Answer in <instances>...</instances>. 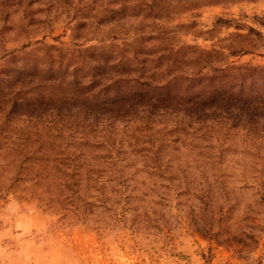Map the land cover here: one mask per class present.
<instances>
[{
  "label": "rangeland",
  "instance_id": "374dc122",
  "mask_svg": "<svg viewBox=\"0 0 264 264\" xmlns=\"http://www.w3.org/2000/svg\"><path fill=\"white\" fill-rule=\"evenodd\" d=\"M91 68L168 81L161 94L169 98L205 90L208 99L234 82L233 94L242 87L263 114L254 102L264 87V0H0V264H264V164L240 159L253 147L238 136L225 137L221 147L238 153L232 170L227 161L209 167L216 177L180 184L140 175L120 221L98 204L90 220L47 207L41 182L15 180L12 159L25 151L14 150L13 123L1 114L59 105L63 92L90 97L82 91ZM213 145L199 163L220 148ZM111 197L109 213H121Z\"/></svg>",
  "mask_w": 264,
  "mask_h": 264
},
{
  "label": "trees",
  "instance_id": "16d2710c",
  "mask_svg": "<svg viewBox=\"0 0 264 264\" xmlns=\"http://www.w3.org/2000/svg\"><path fill=\"white\" fill-rule=\"evenodd\" d=\"M96 71L90 69V79L82 91L90 97L66 98L67 92H63L59 105L32 109L31 114H1L4 122L13 123L14 150L25 151L12 159L16 160L14 178L34 180L37 185L41 182L45 189L37 197L43 205L70 210L79 219L90 220L93 212L89 207L98 204L120 221L131 200L138 197V188L131 182L140 175L190 184L197 173L216 177L215 172L210 174V168L215 171L213 164L227 161L225 165L232 170L230 159L238 151L229 154L228 147H221L229 134L253 147L241 150L240 159L251 157L264 164L263 86H257L256 96L261 99L254 102L262 105L263 114H255L249 107L253 101L246 102L241 96L242 87L237 96L233 94L237 88L234 82L212 92L208 99L200 94L205 90L179 92L169 98L161 94L168 81L152 82L144 72L122 77ZM123 82H129L128 86L120 87ZM130 94L136 96L132 101ZM185 142L193 147L186 148ZM214 142L220 148L208 151L209 162L199 163L197 159L214 147ZM186 151H193L197 158H190ZM259 184L260 194H264V181ZM179 189L178 193L184 194L188 186ZM109 193L118 196L117 203L123 202L121 213L115 209L109 213ZM140 195L146 192L141 190Z\"/></svg>",
  "mask_w": 264,
  "mask_h": 264
}]
</instances>
